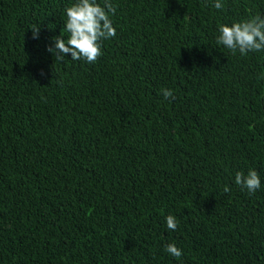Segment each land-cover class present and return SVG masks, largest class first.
Masks as SVG:
<instances>
[{
	"label": "trees",
	"instance_id": "trees-1",
	"mask_svg": "<svg viewBox=\"0 0 264 264\" xmlns=\"http://www.w3.org/2000/svg\"><path fill=\"white\" fill-rule=\"evenodd\" d=\"M72 2L0 0V264H264V53L216 43L264 0H111L91 64L47 51Z\"/></svg>",
	"mask_w": 264,
	"mask_h": 264
},
{
	"label": "clouds",
	"instance_id": "clouds-1",
	"mask_svg": "<svg viewBox=\"0 0 264 264\" xmlns=\"http://www.w3.org/2000/svg\"><path fill=\"white\" fill-rule=\"evenodd\" d=\"M212 3L217 10L224 6L222 0H212ZM114 13L115 7L111 0H103V5L98 0H73L64 9L63 30L66 35L54 37L47 51L58 60L70 54L73 61L81 60L89 64L96 62L102 55V41L116 36V29L110 19ZM33 38L39 39V29L36 27L33 28ZM216 43L241 55L264 53V16L219 24ZM161 94L166 100L175 98L174 92L168 88L162 89ZM234 182L249 194L262 188L261 177L255 169H249L247 173L237 172ZM165 222L171 231L178 227L174 215H167ZM165 251L177 259L183 254L175 243L166 244Z\"/></svg>",
	"mask_w": 264,
	"mask_h": 264
}]
</instances>
